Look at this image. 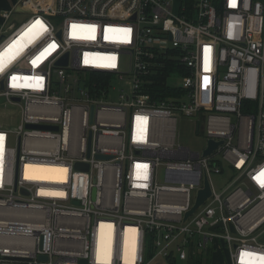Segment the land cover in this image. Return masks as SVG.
<instances>
[{
  "label": "built area",
  "instance_id": "obj_1",
  "mask_svg": "<svg viewBox=\"0 0 264 264\" xmlns=\"http://www.w3.org/2000/svg\"><path fill=\"white\" fill-rule=\"evenodd\" d=\"M0 105L23 112L0 129V264H264V0H14ZM178 116L202 151L175 145ZM27 165L67 178L27 180Z\"/></svg>",
  "mask_w": 264,
  "mask_h": 264
},
{
  "label": "rangeland",
  "instance_id": "obj_2",
  "mask_svg": "<svg viewBox=\"0 0 264 264\" xmlns=\"http://www.w3.org/2000/svg\"><path fill=\"white\" fill-rule=\"evenodd\" d=\"M14 5V0H0V12L4 10L10 9ZM30 18L29 14L26 13H18L15 14L12 19L11 23H14L15 25H20L23 22L27 21ZM22 108L20 106H3L0 105V129H15L21 124L22 120ZM235 120V118H234ZM198 120L196 118H186L182 116H178L176 118L175 122V145H181L190 148L192 151H202L206 145L207 141L205 140V137L203 134L201 136H198L196 134V126H197ZM239 144V137L238 133L236 134L235 139L233 140V145L237 146ZM36 172V176L41 172L44 173L43 169H38ZM231 174V171L228 170L225 173V176L223 175L222 178L215 180V186L217 188H220L221 185L225 184L227 180V176ZM205 259L209 260L210 263L208 264H221L220 261H222V257L217 254L214 255L213 258H208V256L205 257ZM206 262V261H205ZM152 264H168L165 263L163 260L159 259L156 262ZM175 264H190L189 262L181 261L179 259L176 260Z\"/></svg>",
  "mask_w": 264,
  "mask_h": 264
},
{
  "label": "bare ground",
  "instance_id": "obj_3",
  "mask_svg": "<svg viewBox=\"0 0 264 264\" xmlns=\"http://www.w3.org/2000/svg\"><path fill=\"white\" fill-rule=\"evenodd\" d=\"M16 103H20V102H16ZM3 152H4V145L0 148V161L2 159ZM38 169L40 170L43 169L44 173L42 174V177H41V172L38 174V176H36L35 170L37 171ZM1 171H2V166L0 165V176H1ZM24 172H25V178L27 180H32L36 182L62 183L67 178V170L60 169V168L53 167V166L27 165L26 167H24ZM53 194H55L56 197L58 198L64 195L60 190H55ZM125 243L128 246H135L137 244L135 233L128 235L125 240ZM106 252L107 251H105L104 254L102 255V258L104 260H106V254H107ZM203 263L208 264V262H205V261H203Z\"/></svg>",
  "mask_w": 264,
  "mask_h": 264
},
{
  "label": "water",
  "instance_id": "obj_4",
  "mask_svg": "<svg viewBox=\"0 0 264 264\" xmlns=\"http://www.w3.org/2000/svg\"><path fill=\"white\" fill-rule=\"evenodd\" d=\"M65 63L67 62V57L65 59ZM15 102H20L19 99H15ZM29 129H39V130H57V128H51V127H46V126H37V125H28L27 126ZM197 135H199V130L197 131ZM91 143V140L89 142V144ZM223 144V141L217 143L214 140H210L208 143V148L204 151L203 155L204 156H209L211 155L215 150L218 149L219 146H221ZM89 150H90V146H89ZM101 159H108V157L106 156H100ZM76 169L78 171H88L89 166L87 164L84 163H78L76 165ZM211 195V189L209 186L208 181L205 182V188L204 190L200 191L199 193V197H198V201L196 206L186 215V219H188L191 215H193L195 213V211L197 210V208L199 206H201L202 204H204V202L210 197ZM41 261H47V257H40ZM81 264H87L86 261L82 260Z\"/></svg>",
  "mask_w": 264,
  "mask_h": 264
},
{
  "label": "trees",
  "instance_id": "obj_5",
  "mask_svg": "<svg viewBox=\"0 0 264 264\" xmlns=\"http://www.w3.org/2000/svg\"><path fill=\"white\" fill-rule=\"evenodd\" d=\"M93 79H96V80H100V79H103V76H93L92 77ZM166 78V77H165ZM164 77H161V78H159L158 80H157V83H156V85H155V87H156V90H159V89H161L160 88V86L161 85H163V82H164V80H166ZM150 241V240H149ZM151 242V241H150ZM151 244V243H150ZM150 250H151V252H152V246H150ZM209 263V262H208ZM173 264H175V263H173ZM190 264H204L203 263V261L202 260H199V261H196V262H190Z\"/></svg>",
  "mask_w": 264,
  "mask_h": 264
},
{
  "label": "crops",
  "instance_id": "obj_6",
  "mask_svg": "<svg viewBox=\"0 0 264 264\" xmlns=\"http://www.w3.org/2000/svg\"><path fill=\"white\" fill-rule=\"evenodd\" d=\"M198 130H199V129H198ZM198 130H197V131H198ZM196 134H197V132H196Z\"/></svg>",
  "mask_w": 264,
  "mask_h": 264
}]
</instances>
